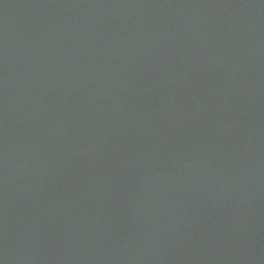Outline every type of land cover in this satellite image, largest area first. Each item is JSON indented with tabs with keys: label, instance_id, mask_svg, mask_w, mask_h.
Segmentation results:
<instances>
[{
	"label": "water",
	"instance_id": "water-1",
	"mask_svg": "<svg viewBox=\"0 0 264 264\" xmlns=\"http://www.w3.org/2000/svg\"><path fill=\"white\" fill-rule=\"evenodd\" d=\"M0 264H264V0H0Z\"/></svg>",
	"mask_w": 264,
	"mask_h": 264
}]
</instances>
